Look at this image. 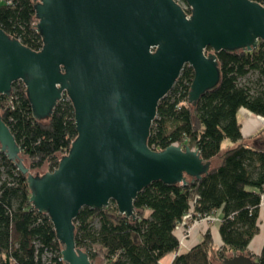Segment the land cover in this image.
Wrapping results in <instances>:
<instances>
[{"label":"water","instance_id":"95a60500","mask_svg":"<svg viewBox=\"0 0 264 264\" xmlns=\"http://www.w3.org/2000/svg\"><path fill=\"white\" fill-rule=\"evenodd\" d=\"M183 2L189 12L177 0H33L38 50L0 27V95L21 81L37 120L49 117L63 95L73 108L76 137L42 174L23 163L0 114V150L26 175L29 201L50 220L63 264H95L75 244L74 218L82 207L114 201L120 214L135 218L133 202L151 182L185 184L210 167L195 148L152 149L150 127L184 65L193 70L187 100L194 105L219 81V51L264 43V5ZM222 264L259 261L233 252Z\"/></svg>","mask_w":264,"mask_h":264},{"label":"trees","instance_id":"16d2710c","mask_svg":"<svg viewBox=\"0 0 264 264\" xmlns=\"http://www.w3.org/2000/svg\"><path fill=\"white\" fill-rule=\"evenodd\" d=\"M256 1L264 5V0ZM185 10L189 12L188 7ZM36 22L33 0H0V27L33 50L42 45ZM217 61L220 78L216 87L194 105L187 100L193 70L184 65L173 87L160 99L147 138L154 150L172 143L197 149L204 161H210L208 171L198 179L187 176L185 184L151 182L133 202L135 218L120 214L114 201L102 209L82 207L74 218V238L76 247L85 251L91 262L159 264L163 256L177 251L179 239L174 231L182 221L187 226L202 218L217 217L222 244L215 247L207 230L198 244L175 255L171 264H212L217 260L222 264L229 256L227 252L244 253L264 264V239L256 256L247 250L259 232L264 146L246 142L238 119L241 107L264 117V43L250 51L221 50ZM249 71H256L262 81L256 92L238 84V78ZM13 88V109L5 106L6 97L0 95L1 118L29 170L42 174L45 171L39 169L47 164L52 171L77 134L72 105L64 96L49 117L37 120L31 115L24 84L15 81ZM224 139L232 145L221 151ZM214 159H219L216 166ZM0 163L7 176L1 178L0 171V264H63L57 255L43 256V247L57 253L61 246L48 217L29 201L26 175L2 152Z\"/></svg>","mask_w":264,"mask_h":264},{"label":"crops","instance_id":"0c3cea01","mask_svg":"<svg viewBox=\"0 0 264 264\" xmlns=\"http://www.w3.org/2000/svg\"><path fill=\"white\" fill-rule=\"evenodd\" d=\"M238 119L240 122V132L243 138L250 146H264V117L254 114L249 110L241 107L238 111ZM232 143L228 139H224L221 143V151H224ZM214 166L218 165L219 159H214ZM149 212H147V215ZM186 219V216L184 217ZM219 219L202 218L193 221L185 226V221L175 229L174 233L179 239V247L175 253H169L159 260V264H171L175 255L184 254L201 241L202 235L209 230L215 247L222 244L218 232ZM258 227L259 232L251 239L248 248L251 246L260 252L264 239V191L261 194V201L258 211Z\"/></svg>","mask_w":264,"mask_h":264},{"label":"rangeland","instance_id":"374dc122","mask_svg":"<svg viewBox=\"0 0 264 264\" xmlns=\"http://www.w3.org/2000/svg\"><path fill=\"white\" fill-rule=\"evenodd\" d=\"M181 5H183L181 3ZM238 84L241 85H246L248 86L252 91H258L260 89V86H262V81L259 78V75L256 71H249L247 74H245L242 77L238 78ZM0 171H1V178L3 179H7L6 174L4 173V168H1V163H0ZM35 170H33L34 172ZM40 172H44V171H49L47 164H44L40 169ZM94 226H97V219L94 220L93 222ZM247 250L250 254H252L253 256H256L257 254H259V252L257 251V249H253V247H247ZM227 255H231V252H227ZM219 261H215L212 262V264H220Z\"/></svg>","mask_w":264,"mask_h":264},{"label":"built area","instance_id":"2783aa9c","mask_svg":"<svg viewBox=\"0 0 264 264\" xmlns=\"http://www.w3.org/2000/svg\"><path fill=\"white\" fill-rule=\"evenodd\" d=\"M8 3H10V1H8ZM181 3V2H180ZM183 4V7L184 8H187V6L184 4V3H182ZM17 82H19V80L17 81ZM5 96V95H4ZM65 95H63V97H64ZM6 97V99H5V106L7 107V108H9L10 110L11 109H13L14 108V101L16 100V94H15V88H13V85H12V88H11V92H10V94L8 95V96H5ZM66 97V96H65ZM63 99V98H62ZM61 99V100H62ZM66 99H68L67 97H66ZM60 100V101H61ZM0 152H1V150H0ZM189 216V214H187L186 215V218ZM208 219H218L217 217H207ZM54 255H57L58 257V260L59 261H61V262H63V260H62V257H61V252H57V253H54V251H52V250H49L47 247H43V256H47V257H51V256H54Z\"/></svg>","mask_w":264,"mask_h":264}]
</instances>
